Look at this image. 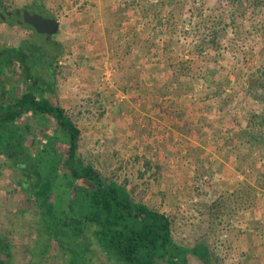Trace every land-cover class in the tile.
Returning a JSON list of instances; mask_svg holds the SVG:
<instances>
[{
  "label": "rangeland",
  "instance_id": "1",
  "mask_svg": "<svg viewBox=\"0 0 264 264\" xmlns=\"http://www.w3.org/2000/svg\"><path fill=\"white\" fill-rule=\"evenodd\" d=\"M22 10L59 23L45 47L64 89L33 92L79 128L73 167L166 215L179 264H264V0H0ZM32 37L0 19V51ZM73 70L95 89H69ZM26 72L0 57L10 98ZM10 126L21 146L0 156V231L16 223L17 264H122L56 118Z\"/></svg>",
  "mask_w": 264,
  "mask_h": 264
},
{
  "label": "trees",
  "instance_id": "2",
  "mask_svg": "<svg viewBox=\"0 0 264 264\" xmlns=\"http://www.w3.org/2000/svg\"><path fill=\"white\" fill-rule=\"evenodd\" d=\"M17 53L16 58L20 57L21 53H24L27 58L41 54L33 47H27ZM30 112L56 118L60 131L68 139L72 175L95 183L96 192L92 194L91 201L96 205L95 208L107 213L98 212L93 215L92 220L98 222L101 240L110 253L122 264H160V262L179 264L175 259L177 255L174 252L171 254L174 242L171 221L166 215L145 205L134 206L131 203H125L120 198L117 188L105 184L93 168L73 167L81 132L65 117L63 109L54 107L49 100H39L32 92L20 98H10L7 91L3 89L1 81L0 156L9 157L11 151L20 150L21 144L13 140L10 124L16 122L23 114ZM22 187L25 188L24 185ZM12 227L9 233L0 231V264H17L20 260L19 252L13 251V237L17 235L15 222L12 223ZM73 230L79 231L77 228Z\"/></svg>",
  "mask_w": 264,
  "mask_h": 264
},
{
  "label": "crops",
  "instance_id": "3",
  "mask_svg": "<svg viewBox=\"0 0 264 264\" xmlns=\"http://www.w3.org/2000/svg\"><path fill=\"white\" fill-rule=\"evenodd\" d=\"M31 12L40 14L45 18H51L49 15L45 14L46 13L45 11L31 10ZM1 15H7V14H3V13L0 14L1 21H8V20L12 21L9 18L2 19ZM16 23L19 27H23L27 31L33 32L35 37L26 39L18 47L16 46L13 47V45L12 47L8 46L7 48L4 49L3 52L0 51V53L2 54L0 55V57L4 58L6 65H10L14 60H17L21 63L22 70L24 69L25 71H27L26 75H24V80L23 81L21 80L23 83L25 82L24 89H27V93L29 92L34 93L33 89H36L38 91H45L48 89H64V87L62 86V80L60 78H56V75H54L55 73L53 71V62L56 58V55L49 53L45 47L46 46L45 44L48 43L52 44L50 43L51 41L49 39V37L51 38L52 35H46L47 37L46 39L43 40L44 42L43 44L42 42L40 43L37 39L39 33H37L32 27L28 25H22L18 22ZM41 35H45V34H41ZM27 47H33L34 49H36L38 53L41 52V54H38L36 57L27 58V56L24 53H21L20 56L21 59L16 58V54H18L17 52L19 50H24ZM72 72H73L72 73L73 76H69L68 79H71L70 81H73V86L69 89H76V90L95 89L96 85L94 86L93 83L89 82V76H88L89 74L84 73V75H81L82 72L80 70H73ZM92 78L94 79V77ZM74 92L75 93H73L71 99L74 97L76 98L77 91ZM54 107H59V106H54ZM63 111L66 117V109L64 108Z\"/></svg>",
  "mask_w": 264,
  "mask_h": 264
},
{
  "label": "water",
  "instance_id": "4",
  "mask_svg": "<svg viewBox=\"0 0 264 264\" xmlns=\"http://www.w3.org/2000/svg\"><path fill=\"white\" fill-rule=\"evenodd\" d=\"M1 18H9L10 20L18 22L22 25H28L39 34L52 35L59 29V23L57 20L45 18L40 14L28 10H22L19 13L1 15Z\"/></svg>",
  "mask_w": 264,
  "mask_h": 264
},
{
  "label": "flooded vegetation",
  "instance_id": "5",
  "mask_svg": "<svg viewBox=\"0 0 264 264\" xmlns=\"http://www.w3.org/2000/svg\"><path fill=\"white\" fill-rule=\"evenodd\" d=\"M30 11V10H29Z\"/></svg>",
  "mask_w": 264,
  "mask_h": 264
}]
</instances>
